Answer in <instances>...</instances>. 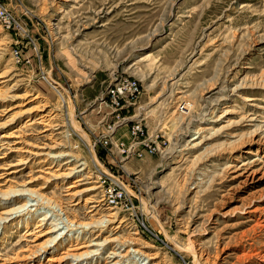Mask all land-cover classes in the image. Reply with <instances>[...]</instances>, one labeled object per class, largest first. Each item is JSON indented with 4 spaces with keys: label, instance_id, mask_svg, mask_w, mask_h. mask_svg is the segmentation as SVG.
<instances>
[{
    "label": "rangeland",
    "instance_id": "rangeland-1",
    "mask_svg": "<svg viewBox=\"0 0 264 264\" xmlns=\"http://www.w3.org/2000/svg\"><path fill=\"white\" fill-rule=\"evenodd\" d=\"M1 2L0 218L28 204L0 225V264L96 244L74 264H264V143L228 147L243 118L264 124V0ZM122 80L139 94L112 101ZM247 151L253 176L227 168ZM112 183L128 205L107 204Z\"/></svg>",
    "mask_w": 264,
    "mask_h": 264
},
{
    "label": "bare ground",
    "instance_id": "bare-ground-1",
    "mask_svg": "<svg viewBox=\"0 0 264 264\" xmlns=\"http://www.w3.org/2000/svg\"><path fill=\"white\" fill-rule=\"evenodd\" d=\"M250 86L251 87H260V88H264V78L263 77H258V79L256 80V81H253L251 84H250ZM247 102V101H246ZM228 113V111L227 112H225V114H227ZM254 121H256V118H253V116L251 117L250 116V118L247 116V117H245V118H243L242 119V122L245 124H247L249 127H255V129H253V131H250V132H243L242 134H239V135H237V136H233V138H234V140L233 141H231V142H229L228 143V147H229V149H230V153L231 152H235V150H238L239 149V147H242V146H244L247 142H256V143H264V124H254ZM247 127V126H246ZM210 128L209 127H207V126H200V127H198L197 129H196V132H195V134H202L203 132H205V131H207V130H209ZM4 137H7V136H1V138H4ZM195 139H197V138H195ZM194 139V140H195ZM210 139V138H209ZM208 138H205L204 136L200 139V140H198V141H195L194 142V140H191L190 141V143H189V149H198L199 147H201L203 144H206L207 143V140H209ZM255 140V141H254ZM206 141V142H205ZM185 150V149H184ZM260 151V150H259ZM179 153H182L183 151L181 150V151H178ZM241 153V152H240ZM247 153H249V154H253L254 155V159L251 161V162H248V161H246V160H242L241 162H240V165L239 166H237V165H231V166H228L227 168H230V169H232L233 170V172L235 173H239L240 172V174L239 175H243L244 173H247L248 172V176L250 177V176H253V174L255 173V170H253L252 168L254 167L253 165H250V164H252V163H254V162H256V161H260L261 160V158H262V155L260 156L259 154H257L256 152L254 153V152H250V151H247ZM262 153V152H261ZM48 154L49 153H46L45 154V156H47V157H49L48 156ZM240 157V154H239V156L237 157V158H235L236 160H238V158ZM73 162L71 161H66V162H64L63 164H62V166H65V170L64 171H62V173L60 174V175H54L53 177H55V178H67V177H71V176H73L74 174H75V171L77 170V169H79L83 164H79V165H76V164H72ZM258 165V164H257ZM86 166V165H85ZM252 169V170H251ZM80 172L82 171V170H79ZM77 172V171H76ZM52 177V178H53ZM236 177H237V175H236ZM82 182V179H81V177H79V178H76L72 183V185L71 186H69V189H74V188H76L77 187V185L79 184V183H81ZM121 187V186H120ZM122 188V190H124L123 188L124 187H121ZM81 193H82V191H80V192H75V193H71V194H69L71 197H75V196H78V195H81ZM124 195L126 196V191L124 190ZM27 202V201H26ZM29 202V201H28ZM27 204L28 203H26V204H23V206H21L20 208L18 207V209L16 208V209H12L4 218L2 217V218H0V225H1V223H5L6 221H9V219L10 220H12V217H14V218H16V217H18V216H21L20 214H22V212L23 211H25V210H27ZM23 214H24V212H23ZM22 214V215H23ZM112 216L114 217L115 216V214H112ZM111 217V216H110ZM60 219V218H59ZM45 220H48V218H47V214H45V215H43V216H41V218L39 219V221H45ZM54 220V219H53ZM61 220V219H60ZM67 220H68V218H67ZM103 223V220L101 219V220H99L98 222H95L94 224L95 225H99V224H102ZM70 224H68L67 225V227L65 226V227H63V228H69L68 226H69ZM38 226H40V225H38ZM59 226V224L57 223V224H53V223H51V225H50V228L48 229V232L47 233H54L55 231H58V230H60V229H62L63 230V228H59L58 230H56L57 229V227ZM91 227V224L90 225H78V228H82V230L84 231V230H87L88 228H90ZM77 229V228H76ZM78 230V229H77ZM81 230V231H82ZM57 237H58V234H56V236H54V237H50L49 239H47L46 241H45V243L41 246V247H39V249H37V252H40V251H42L43 249H45V248H47V247H49V246H51L56 240H58L57 239ZM86 238V237H85ZM92 241V240H91ZM90 242V241H89ZM104 242H106V240H104L103 241V243ZM91 243V242H90ZM102 243V244H103ZM90 245V244H89ZM98 245L99 244H96L95 245V249L94 250H92V251H90V249L88 248V249H86L84 252H82V253H75V254H70V253H66V254H64V256L63 257H58V258H54V259H48L47 260V263H51V262H56V263H60L59 261H61V260H65L66 258H70L71 259V262H69L68 264H74V262L75 261H78L79 259H82L83 257H87L88 255H90V254H92V253H94V252H96V251H98ZM101 245V244H100ZM87 247H91V246H87ZM62 254V253H61ZM55 255V254H54ZM96 255V254H95ZM58 261V262H57ZM73 261V262H72Z\"/></svg>",
    "mask_w": 264,
    "mask_h": 264
},
{
    "label": "built area",
    "instance_id": "built-area-1",
    "mask_svg": "<svg viewBox=\"0 0 264 264\" xmlns=\"http://www.w3.org/2000/svg\"><path fill=\"white\" fill-rule=\"evenodd\" d=\"M15 16L12 11L6 6L4 3H0V21L11 24V20H14ZM139 94V85L135 80H122L120 81L116 87L111 91V99L112 101H117L120 97L126 96L128 98H135ZM135 132H140L139 126H134ZM106 143V142H105ZM149 151H153V148L150 144H147ZM133 148L128 149V151H121L127 152V154H131ZM138 156V155H136ZM108 180V179H107ZM113 181V180H112ZM110 182V181H108ZM109 185V184H108ZM103 195L106 198L107 204L109 206H117V205H128L129 201H126L124 190L120 187V185H116L112 183L107 189L104 190Z\"/></svg>",
    "mask_w": 264,
    "mask_h": 264
}]
</instances>
